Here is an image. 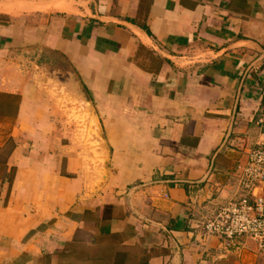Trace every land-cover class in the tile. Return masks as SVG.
<instances>
[{"label":"crops","instance_id":"obj_1","mask_svg":"<svg viewBox=\"0 0 264 264\" xmlns=\"http://www.w3.org/2000/svg\"><path fill=\"white\" fill-rule=\"evenodd\" d=\"M35 50L92 94L101 175L32 132L47 122L17 67ZM263 87L264 0H0V105L16 111L0 264H264L251 239L204 228L242 196ZM12 118L0 112V147Z\"/></svg>","mask_w":264,"mask_h":264},{"label":"rangeland","instance_id":"obj_2","mask_svg":"<svg viewBox=\"0 0 264 264\" xmlns=\"http://www.w3.org/2000/svg\"><path fill=\"white\" fill-rule=\"evenodd\" d=\"M22 56L27 61L23 60L17 69L27 73L31 85L29 98L36 106L33 115L28 116L36 122L43 119L47 122L43 129L34 125L32 132L43 130L44 134L54 136L57 140H51V151L64 145L69 154L81 157L86 166L96 167L98 176L101 175V168L107 167L109 149L100 113L88 87L77 77L73 65L57 52L35 50ZM0 112L10 118L16 114L5 101L0 105ZM12 120L9 119L2 133L6 138L0 147V194L5 191L12 173L7 165L15 145V139L7 137L13 131Z\"/></svg>","mask_w":264,"mask_h":264},{"label":"built area","instance_id":"obj_3","mask_svg":"<svg viewBox=\"0 0 264 264\" xmlns=\"http://www.w3.org/2000/svg\"><path fill=\"white\" fill-rule=\"evenodd\" d=\"M264 103V87L262 89ZM263 143L252 149L239 177L240 198L221 206L204 228L209 235L236 242L240 238L254 241L264 251V107L259 119Z\"/></svg>","mask_w":264,"mask_h":264}]
</instances>
